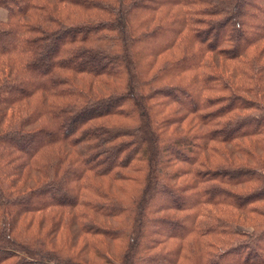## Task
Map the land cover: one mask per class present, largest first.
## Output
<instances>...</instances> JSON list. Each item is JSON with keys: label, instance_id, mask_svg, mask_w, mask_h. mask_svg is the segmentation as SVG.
Here are the masks:
<instances>
[{"label": "trees", "instance_id": "16d2710c", "mask_svg": "<svg viewBox=\"0 0 264 264\" xmlns=\"http://www.w3.org/2000/svg\"><path fill=\"white\" fill-rule=\"evenodd\" d=\"M0 7V264H264V0Z\"/></svg>", "mask_w": 264, "mask_h": 264}, {"label": "crops", "instance_id": "0c3cea01", "mask_svg": "<svg viewBox=\"0 0 264 264\" xmlns=\"http://www.w3.org/2000/svg\"><path fill=\"white\" fill-rule=\"evenodd\" d=\"M6 10L2 7H0V19L4 20L6 18Z\"/></svg>", "mask_w": 264, "mask_h": 264}, {"label": "rangeland", "instance_id": "374dc122", "mask_svg": "<svg viewBox=\"0 0 264 264\" xmlns=\"http://www.w3.org/2000/svg\"><path fill=\"white\" fill-rule=\"evenodd\" d=\"M92 261H93V262H92ZM92 261H91L92 263H94V261H96L95 263H97V264L99 263V261H98V260H92Z\"/></svg>", "mask_w": 264, "mask_h": 264}]
</instances>
